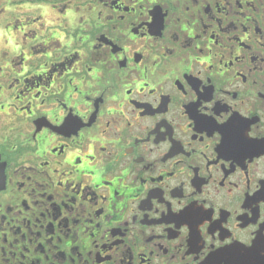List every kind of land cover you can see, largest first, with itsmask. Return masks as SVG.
<instances>
[{
    "label": "flooded vegetation",
    "instance_id": "flooded-vegetation-1",
    "mask_svg": "<svg viewBox=\"0 0 264 264\" xmlns=\"http://www.w3.org/2000/svg\"><path fill=\"white\" fill-rule=\"evenodd\" d=\"M0 20V264H264V0Z\"/></svg>",
    "mask_w": 264,
    "mask_h": 264
},
{
    "label": "rangeland",
    "instance_id": "rangeland-1",
    "mask_svg": "<svg viewBox=\"0 0 264 264\" xmlns=\"http://www.w3.org/2000/svg\"><path fill=\"white\" fill-rule=\"evenodd\" d=\"M2 25H3V22L0 20V27H2ZM3 36L4 35H1V33H0V47H6L4 45V39H5V37L3 38Z\"/></svg>",
    "mask_w": 264,
    "mask_h": 264
},
{
    "label": "water",
    "instance_id": "water-1",
    "mask_svg": "<svg viewBox=\"0 0 264 264\" xmlns=\"http://www.w3.org/2000/svg\"><path fill=\"white\" fill-rule=\"evenodd\" d=\"M1 177V176H0Z\"/></svg>",
    "mask_w": 264,
    "mask_h": 264
}]
</instances>
